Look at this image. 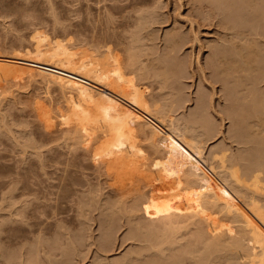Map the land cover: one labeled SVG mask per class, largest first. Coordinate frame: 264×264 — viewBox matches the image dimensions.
Listing matches in <instances>:
<instances>
[{"label": "rangeland", "instance_id": "374dc122", "mask_svg": "<svg viewBox=\"0 0 264 264\" xmlns=\"http://www.w3.org/2000/svg\"><path fill=\"white\" fill-rule=\"evenodd\" d=\"M243 1L0 0V54L45 61L33 51L39 31L85 58L103 60L114 53L127 65L133 54L151 77L142 75L139 66L126 67V77L154 97L167 119L188 122L185 126L202 144L203 153L195 159L217 165L214 156L226 151L229 160L237 155L242 163L237 166L249 171L261 161L258 154L264 155L254 149L264 140V128L262 137L251 128L243 143L236 141L240 136L233 137L236 127L227 107L231 93L236 98V91L248 87L245 62L240 57L244 67L239 69L238 62L235 68L244 82L240 77L235 83L218 61L220 52H254L250 98L264 100V13L259 12L264 1ZM227 3L231 23L238 24L239 18V24L257 28L256 43L243 39L235 50L229 25L217 21L224 8L228 12ZM42 62L29 61L36 66L34 74L0 64V264H193L196 255L199 264H230L226 257L236 249L226 247L238 230L227 224L211 192L187 168L157 178L165 150L153 144L148 126L137 128L136 148H123L114 158L93 157L107 133L96 104L95 85H101L89 80L94 84L90 88H73L71 80L83 78L77 74L74 79L62 74L44 79L38 68ZM178 63L180 73L174 72ZM247 102L250 112L253 103ZM249 118L253 124L246 125L255 123L259 130L260 123ZM215 176L221 181L226 177ZM152 208L161 210L146 215ZM137 225L143 226L140 233ZM147 236L150 244L144 241ZM207 244L219 252L205 250Z\"/></svg>", "mask_w": 264, "mask_h": 264}, {"label": "bare ground", "instance_id": "6f19581e", "mask_svg": "<svg viewBox=\"0 0 264 264\" xmlns=\"http://www.w3.org/2000/svg\"><path fill=\"white\" fill-rule=\"evenodd\" d=\"M255 1H259V0H255ZM260 2L262 3V0ZM211 3H210V6H211ZM252 3H254L253 0H252ZM226 5H228V3ZM221 10L222 8L220 9V11ZM227 11L228 12H226V9L224 8L221 12H223L222 14H225V15L219 16L217 21L219 23H223V24L226 23L229 25L231 34L234 36V38L232 39L233 43L234 42L236 43L234 44L235 50H236V47L237 48L240 47L241 40L243 42V39H247V40L249 39L255 42L258 37L257 35L258 33L255 30L256 27L253 28L252 25L250 26L246 22L245 24L243 21H242L243 23L241 22L242 24H239L240 23L239 21L240 19L238 18L239 16L237 17L238 20H236L238 21V24H235L236 22L235 23L233 22L234 19L227 18L226 13H230L229 5L227 6ZM261 11L262 13H264V8L260 9L259 12L261 13ZM249 13H251V16L252 14H255V12L252 13V11ZM231 15H232V11H231ZM261 17L262 15L260 16L261 20L264 19V16L262 18ZM231 20H233L232 23H231ZM253 20H256V18ZM229 33L227 35H231ZM33 38L35 40L34 50H33L35 55L39 56V58L47 57L45 61L40 60V59H37V60L30 59V58H27L26 56L24 58V56H20L16 54H13V55L0 54V64L22 66L23 68L25 67L24 69H26L28 72H30L31 74H34V71L32 72V70L36 66L34 64L33 66L32 63H29V61H33V62L43 61L41 65L38 66V68H39V72L41 73L44 79L45 78L47 79L48 77H54V75H58V74H62L65 77V79H70V78L75 77L72 74H77L83 78H79L78 76H77L78 78L76 79L73 78L75 80V81L71 80L73 88H76L78 90H84V89L86 90V88H90V85H92L90 84L92 83L90 81H93L97 83L98 85H101L102 87L95 85L96 86V89H95L96 104L99 109V118L106 125L107 133L105 137L103 138L104 143L94 150L93 157H95L96 159L114 158L115 156L118 155L119 151L122 150L123 148H126V147L136 148L137 147L136 141L138 138L136 134L138 131L137 128L138 127L140 128V126L141 127L148 126L149 127L148 129H150L149 135L151 133L150 136L152 137L151 140L153 144L156 147L159 145H163L164 150H165V151L163 150L164 160L160 164L162 171L158 173L159 177L157 178H165V177H168V175L176 176L180 170L187 168V172L194 175L196 177V181H198L201 185L205 186V188H207L211 192L214 198L213 204L218 206L219 211L221 212L223 217L227 219L226 222L230 226V228H234L235 230H238V235L236 232V237H233V239L231 237V239L233 240V241L231 240L232 244H229L226 247V249L229 251L231 248L236 249V251H234L233 249L234 252L231 250L232 253H230L227 256L229 259L226 257L227 261L230 260L231 261L230 264H264V195H263L264 192H262V190L264 189L263 188L264 185L261 184V183H264L263 175L261 176V174H264V155L263 154H262L263 156L260 155L261 154L260 152L263 151L264 153V143H263L264 140L263 141L258 140V142L256 141L257 142L255 145L256 148L254 149L256 150L258 149L257 151H260L258 152L260 153L258 154V157H262V158H260L261 161L260 162L258 161L257 162L258 164L256 163V166H253L252 169H250L251 167H249L250 169L249 171L248 169H246L247 167L245 165L250 166V164L243 163L244 166L246 167L245 168L243 166L244 167V170H243V168H240L241 167L240 165L242 164L241 162L239 165L238 160L240 158L236 160V156H237L236 155L234 156L235 157L234 161L229 160L226 151H222L221 153L219 152L220 153L219 155L214 156L213 159L217 161L218 163L217 165L212 164V162L209 163L208 165L202 159H201L202 162H200L195 159L194 155H196L200 159L203 153V151H201L202 144L198 140V135L190 131V129H188L189 128L187 127L189 126L187 124L188 122L185 123V125H187L185 126L184 124H181L178 120L177 121L174 120L172 117L170 119H167L165 114L163 113V109H161V107L159 106L157 101L154 99V97L146 95L145 90L141 89L136 84V82L133 81L134 78L132 80V78L129 79L126 77L125 70H126V67L128 66L129 67L139 66L142 69V75H144L147 78L151 77V74L149 73V71L146 68H143L139 65V62L136 60L133 54L130 55L127 65H124L121 62L122 60L118 55H115L114 53L111 54V51L113 50L110 48L108 49V51L111 50L110 51L111 55H108L109 53L106 54L105 52V54L108 56L107 57L108 59L105 57L106 55H104L105 60L103 56H102L103 60L100 59L101 56L99 58L97 57L95 58L86 57L85 58L83 56H78L80 52H77L75 50L73 51L71 47L66 45V43L63 44L62 41H59V40L53 41L42 31L35 33ZM250 44H253V43H250ZM250 44L248 43V45ZM69 45L71 44L69 43ZM242 47H245V46H242ZM248 50H251V48ZM253 53L254 52L250 51L249 54L245 55L244 51L239 49L238 52L236 53L237 55H234V52L232 54L231 52L226 53L225 51L220 52L218 55V61L220 62V65L222 67V72L226 73L224 75L228 76V79L229 77L232 76L233 80L234 78L238 80V78L241 77L240 79H242L243 77V75H238L237 73L239 71L237 70L238 68L235 69L238 62L241 64L243 63L240 61L241 59L240 57H243V60L245 62V67L243 66V64L242 65L239 64L238 67L242 66L241 69L244 67L242 70L243 72L246 71L247 74L243 73L244 74L243 79L246 77L249 79V80L247 78L244 79L245 81L244 84L248 85V87L244 86L247 89L244 88L243 89L244 91L242 90L244 93L247 92L246 95L244 94L243 98H241V96L243 95V92L240 93L234 89L238 94H242V95L239 96L240 98H237L238 97V94H237V97L234 98L236 95L234 97L233 95L236 93L233 92L234 93L233 95L232 93L230 94L231 95L229 98L230 100L228 99L229 101H232L230 102L231 104L228 103L229 107L227 108L229 109V111L231 110L230 116H231V119H234V121L233 120L231 121L235 122L234 125L236 129L235 127L234 129L237 132V133L233 132L234 131L233 129L232 131L234 134L233 137L235 135L236 136L238 135L241 137L240 140H236L238 142L241 141L243 138H245L246 140L247 137H250V134H252V131L254 129H255L254 131H257L258 133L260 129L262 131V129L264 128L263 127L264 126V115H262L264 114L263 113L264 111H261L262 113L259 112V110L262 109L260 108L261 106L264 108V100H261L259 98L257 102L255 101V97L250 98L252 97V94H253V91L250 88H253L252 83L254 81L252 80L251 82V78L248 76L254 77L253 72H255L254 69H256V64H257V61H256L257 57L255 58L252 55ZM48 61H50L51 63ZM47 65H51V66L53 65L54 67L58 68V70L61 69L62 71H58L54 68L53 69L49 68ZM216 65L218 66V62ZM182 69L183 67L181 66V64L179 65L178 63V65L174 69V72L180 73ZM240 79L238 83H240L241 81ZM243 79L241 82H244ZM236 80L232 81V78H231L228 81H232L236 83L237 82ZM246 81L248 82L250 81V82L247 84ZM244 84H241V85H244ZM238 87H241V86L238 84ZM231 88L233 89V87ZM231 88L230 90H232ZM236 89L238 90V88ZM232 97L234 100L233 99L231 100ZM247 101L253 103V104L251 103L252 105L250 106L251 107L250 112L246 108L248 106ZM258 103H260L261 106ZM253 106L255 108L257 107L259 108L258 112L255 114L256 117H254V115L251 116V118L253 117L255 118L256 122L260 123L258 125L259 127L257 126L259 130L256 129L255 123L253 127H250L252 125L250 126L248 125L249 128L246 125V124H251V123L253 124V121L251 122L249 120L250 123L248 122L249 114L251 115L252 114L251 112L252 111L254 112V109H255L254 108L252 110ZM232 113L236 117H234ZM259 113L262 116H260ZM148 115L151 116V118ZM152 118H154L155 120ZM246 119L248 123H246ZM206 124L207 122L204 125L205 129H207L208 131H211V128H212L211 124L209 123L207 125ZM261 131L259 135L257 134L260 137H262ZM263 134L264 133H262V135ZM236 136L234 138L239 139V137H236ZM262 138L264 139V136ZM242 141L246 142L244 140ZM242 141L240 143H243ZM243 157L245 159L246 156H242L241 157L242 160H243ZM237 164L240 167H238ZM218 168H220L222 172L220 171L218 172L217 171ZM239 168L242 169L245 173H242L243 171L241 172ZM220 173L221 174L224 173V176H226V177L223 176L225 180L224 178L221 177L224 180V181L222 180L223 182L220 179H218L217 176H215L216 174L221 176ZM206 208L207 207L205 206L204 209ZM160 210L161 209H158V208H152L151 210H147L148 213H146V215H150V214L153 215L157 211H160ZM147 224L150 225L152 223H147ZM137 226L136 228L139 231V229H141L140 226L142 225L140 226L137 225ZM131 233L133 234V232ZM139 233H136V234H139ZM131 236L133 237V235ZM144 236L146 235L144 234ZM134 237H136V235H134ZM149 238L148 240L147 239L145 240L142 239V240L149 242V240L151 241V238L150 239ZM152 245L156 246L155 244H152ZM207 245L208 246L205 250H209L210 252L211 251L219 252L217 248H212L213 244H207ZM150 246L151 245H149V247ZM198 252H200V248ZM221 256L224 257L225 255L223 256L222 254ZM197 257L198 255L194 257L193 264H199L197 261ZM218 257L215 260H218ZM177 260H179V257ZM219 262H220V259L218 260V263ZM153 264H155V262Z\"/></svg>", "mask_w": 264, "mask_h": 264}]
</instances>
